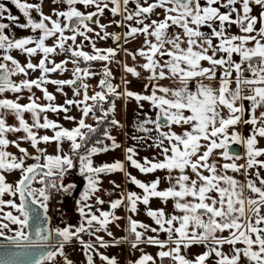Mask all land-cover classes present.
<instances>
[{
    "label": "snow or ice",
    "instance_id": "6c2138e0",
    "mask_svg": "<svg viewBox=\"0 0 264 264\" xmlns=\"http://www.w3.org/2000/svg\"><path fill=\"white\" fill-rule=\"evenodd\" d=\"M11 3L26 18L18 26L39 30V35L12 38L5 33L9 23L0 22V95L16 94L14 99L0 98V237L8 245L0 244V264H74L65 252L73 241L86 264H95L94 254L102 264H120L116 256L100 249L123 244L141 253L129 264H157V258L159 264H210V258L214 264H264V146H260L264 139V0H52L51 14H45L39 2ZM254 6L261 9L258 15L252 14ZM106 10L121 19L101 23ZM2 20L18 22L19 17L0 3ZM112 24L127 30L109 32ZM233 26L238 32L231 31ZM138 36H143L142 46L129 50L126 45ZM50 38L52 45L46 43ZM108 39L116 46H97V40ZM85 41L91 51L84 50ZM13 50L25 54L26 62L14 57ZM121 52L133 62L138 57L142 62L122 63L117 59ZM38 54L41 58L33 63L31 58ZM60 54H66L60 62L51 58ZM92 62L102 63L99 73ZM113 64L144 79V91L131 90L126 76L113 83ZM37 71L38 77L29 78L30 72ZM57 72H71V78L52 79L49 74ZM142 72L148 75L143 77ZM97 75L99 90L89 95L86 81ZM17 76L23 79L17 81ZM164 80L170 84H161ZM49 84L66 97L63 103H55ZM65 86L72 89L71 98ZM33 88L42 93L45 103H40ZM24 91L30 94L22 104ZM129 99L140 109L147 102L155 110L154 118L148 115L136 125L143 135L132 139L156 149L157 155L138 159L137 147L129 146L124 148V160L96 165L95 156L121 148L112 135L113 128L124 127L115 118L116 101ZM73 108L79 110V118L69 114ZM49 112L63 113L73 126L50 119ZM26 113L31 114V123ZM9 115L16 124L8 123ZM89 117L94 123L87 122ZM241 124L251 126L246 137L238 130ZM41 129L51 130L52 135H41ZM10 133L23 135L10 139ZM52 143L54 153L40 146ZM233 144L243 146L244 163H238L241 156ZM218 149L223 162L213 159ZM129 166L145 175L158 171L165 175L145 182L132 175ZM73 169L85 181L75 201L79 222L51 229L49 202L54 192L71 194L76 188L74 183H64ZM229 171L242 174L245 181ZM113 173H123L140 191L122 190L110 181L113 191L106 194L119 191V196L102 199L98 195L102 177ZM10 174L18 178L9 181ZM162 182L167 186L161 188ZM153 199L161 206L153 208ZM170 200L173 213L165 210ZM106 203L108 210L102 208ZM141 204L155 226L128 215L126 235L115 238L110 225L119 227L122 217L117 210L123 207L137 214ZM101 232L112 239L105 240ZM161 233L167 238L160 239ZM85 235L90 239L85 240ZM142 244L159 250L153 256ZM193 246L205 250L190 257L185 250Z\"/></svg>",
    "mask_w": 264,
    "mask_h": 264
},
{
    "label": "crops",
    "instance_id": "0c3cea01",
    "mask_svg": "<svg viewBox=\"0 0 264 264\" xmlns=\"http://www.w3.org/2000/svg\"><path fill=\"white\" fill-rule=\"evenodd\" d=\"M28 2H31V3L39 2V3H41L42 10L45 14H51V9L54 7V5L52 4V0H28ZM0 3H4L6 5V7L10 10L12 15L19 17L18 22H9L6 20L0 21V22H4V23H9V25H10V27L5 30L6 34H8L10 37L16 38V39L24 38L26 36L38 37L39 30H37V32H33L31 29L21 28L18 26L19 24L25 23L26 18L15 7V5H13L11 3V0H0ZM132 7H133V5L130 2L129 8L131 9ZM60 8L63 9L64 5L61 4ZM81 10L91 11L92 9L91 8H89V9L81 8ZM160 11L161 10H159V9L157 10V12H160ZM222 11H223V9H222ZM260 11H261V9L258 6H254L252 14L258 15ZM32 14H33L34 18L38 19L37 13H35L33 11ZM152 18L155 19V18H157V16L154 15V16H152ZM113 19L120 20L121 17L120 16L112 17L111 14L106 10L104 16L100 18V22L108 24ZM107 30L109 32L123 33L127 29L123 28V27H117L116 25L112 24ZM203 30L207 31L206 28ZM170 31H177V29H171ZM231 31L233 33H236V32H238V29L236 26H233L231 28ZM66 34H70V33H66ZM142 41H143V36H138L134 40H130V42L126 45V47H128L129 50L134 51L137 48L142 46ZM122 42L123 41H121V43ZM46 43L48 45H52L53 40L50 38L49 40L46 41ZM98 44H99V47H101V48L115 47L116 46L115 43L111 39L104 40V41L98 40ZM11 54L14 57H16L21 63L26 62V59H27L26 55L19 52L18 50H13ZM41 55L42 54H38V55L32 57L31 59H32L33 63H38L39 59L41 58ZM51 58L54 59L56 62H60L61 60L65 59V57H62L60 55H55ZM117 59H119L122 63H128L129 65H132L133 63L142 62V58H139V57L137 58L136 62H133L131 60V58L126 56L123 52H121L118 55ZM68 67L71 68L72 67L71 64H69ZM111 67H112L113 74L115 77V79L113 80V83H119L120 78L122 76H126V78L129 81H131V83L128 85V87L131 90L136 91V92H143L144 91V87H143L144 83H145L144 79L135 78V77H132L130 74H125L123 72L122 68H120L116 64L111 65ZM92 68L97 73L100 72V67L96 65V62H92ZM39 74H40L39 71L34 72V73L30 72L29 78H36L39 76ZM49 75L52 79H69V78H71V72H65V73L57 72V73H52ZM147 75H148L147 73L142 72L143 77H146ZM100 78H101L100 75H97L96 77L90 78L86 81L89 84V95L93 94L94 91L99 90L98 81ZM15 79L17 81H19L20 79H23V77L17 76V77H15ZM160 83L163 85H169L170 81L164 80V81H160ZM212 83H213V85H215L217 82L213 81ZM47 87H48V90L50 92H52L53 94L56 95L57 99H56L55 103H57V104L63 103V101L66 97L61 95L60 93L56 92V86L49 84V85H47ZM32 91L35 93V95L37 97H41L40 103H45V101L42 99V93L38 89L33 88ZM64 91L67 93V98L72 97V89L71 88L65 86ZM29 94L30 93H28L27 91H24L21 94L23 98L20 100V103H22V104L27 103L28 102L27 96ZM15 96H16V94L8 92V93L0 95V98L7 97V98L14 99ZM143 104H144L143 109H140L134 99H129L128 101H124V100H117L116 101L115 118L120 120V122L124 125V127L123 128H113L112 129V135L116 136L117 141L121 144V148L117 149L115 151H109L107 153H102V154L95 156L94 157V163L96 165H99V164L104 163V162L110 163V162H113L117 159L124 160V148L129 147V146H136L137 147V151L139 153V155L137 157L138 159L143 158V157L152 158L153 156L157 155L156 149L146 147L145 145L140 144L139 142L132 139L133 136L143 135V133H140L136 130V125L138 124L139 121H142L148 115H151L154 118L155 110H153L147 102H143ZM69 114L76 116L77 118H79V116H80V112L76 108H73ZM47 115L49 116L50 119L59 122L60 124H62L65 127L71 128L73 126L72 122L66 121L63 119V116H64L63 113H60L59 115H57V114L49 112V113H47ZM25 119H27L29 121V123H31V114L26 113ZM87 122L88 123H94V121L91 119V117L88 118ZM8 123L9 124H16L17 122L15 121V118L13 116L9 115ZM149 127H152V126L149 125ZM250 127H251L250 125L246 126L244 124H241V125H239L238 130L241 132V134L243 136L246 137L249 134ZM175 130L177 132L181 131L180 128H175ZM230 131H231V129H230ZM39 132L41 135H43V134L52 135L51 130L41 129V130H39ZM20 135H23V133H19V134L10 133L9 138L15 139L17 136H20ZM148 143H151V141L149 140ZM233 145H235V144H233ZM23 146L29 147V145L27 143H24ZM40 146L47 148L49 153L55 152V148H56L55 143H52L49 145L41 144ZM235 146H237L236 147L237 151L241 156V159L238 161V163H244L246 157H245V150H244L243 146H241V145H235ZM260 146H264V139L260 140ZM68 149H69V144L65 143L64 144V150L68 151ZM9 150L12 151L13 153H17V151H18L13 146H10ZM29 151L33 152L34 150L29 147ZM221 151L222 150H220V149L216 150L213 154V159H219V160H221V162H223L222 158L219 156V152H221ZM32 162L33 161H29V163H32ZM128 171L131 172L132 175L137 176L138 179H141L142 181H145V182L151 181L152 179L155 178V176L163 177L165 175L164 172H160V171H158L154 175L153 174L145 175V174L139 173V171L137 169L131 168L130 166L128 167ZM229 174L234 175L237 179L241 180V182L245 181V177L242 174H234V173H231L230 171H229ZM262 175H264V170H262ZM17 178H18V174L8 175L9 181H14ZM102 181H103L102 186H101L102 191L100 193H98V195H100L101 198L105 199L106 201L110 200V199H115L119 196V191L113 193V195H111V196L106 194V193L113 191V186L110 183V181H115L116 183L120 184L122 190L137 191V192L140 191L138 188H136L135 185H132V184L127 182L126 177L124 176L123 173H113V174H109V175H104L102 177ZM64 183L65 184L74 183L76 185V188L71 192V196H68L70 198V200L72 201V207H71V211H70L69 216L63 217L62 215H60L59 213H57L53 210L52 205L50 206L51 212L50 213L48 212V214L51 217V225H52L53 229H55L56 227H63L69 223L77 224L79 222V214L76 211L75 201L79 198V194L83 190V186H84L85 181L78 174V170L73 169L66 175V177L64 179ZM166 186L167 185L162 182L161 188L166 187ZM67 194L68 193H66V195ZM213 195H215V194H213ZM7 198L8 197L6 196L5 199H7ZM49 203L51 204V200ZM151 206L153 208L160 207L161 202L158 199H153L151 201ZM102 208L104 210H108V204L106 203L105 205L102 206ZM165 210L168 213H173L175 211L173 209V204H172L171 200L168 202ZM176 214H179V213H176ZM117 215L122 217V219L117 222L119 224V227H117L115 224L110 225V229L113 232L115 238H119L121 236L126 235V233L123 231V229L127 224V216L128 215H133L134 219H137V220L144 222V223H148L151 226H155V224L151 220V218L146 216L145 206H143L142 204L139 205V210H138L137 214H131L127 211L126 208L122 207V208L117 210ZM99 235H103L105 240L110 241L112 239V238H109L106 235V233H103V232L99 233ZM148 235H152V233L149 232ZM225 235H227V233H225ZM166 238H167V236L165 233L160 234V239L163 240ZM84 239L89 240L90 237L85 235ZM140 247L143 248V250L145 252L152 254L153 256H155L157 251L159 250L155 246H147V245H143V244ZM228 248H229V246L226 245L224 247V251L227 252ZM204 250L205 249L203 246H193L190 249H187L185 251L191 257V256H194L195 254L202 253ZM100 251L104 254L109 255V256H113V255L116 256L118 258V260L120 261V264H129V261L135 260L141 254L139 250H132L128 244H123V245L116 246V247L101 248ZM65 252L69 256V258L74 261V264H86V257L82 254V250H81V248L77 242L73 241L72 245L66 246ZM59 259H62V258H58V260ZM94 260H95V264H102L99 257L96 256L95 254H94ZM157 264H159L158 258H157ZM210 264H214L213 258H210Z\"/></svg>",
    "mask_w": 264,
    "mask_h": 264
},
{
    "label": "built area",
    "instance_id": "2783aa9c",
    "mask_svg": "<svg viewBox=\"0 0 264 264\" xmlns=\"http://www.w3.org/2000/svg\"><path fill=\"white\" fill-rule=\"evenodd\" d=\"M51 205L55 212L59 213L63 217H68L72 207V201L63 192H54L51 198Z\"/></svg>",
    "mask_w": 264,
    "mask_h": 264
},
{
    "label": "rangeland",
    "instance_id": "374dc122",
    "mask_svg": "<svg viewBox=\"0 0 264 264\" xmlns=\"http://www.w3.org/2000/svg\"><path fill=\"white\" fill-rule=\"evenodd\" d=\"M93 27H96L95 25H92ZM89 35H93V34H89ZM82 38L81 37H78L77 38V42H79L80 40H81ZM70 43V42H69ZM97 46L99 47V44H98V40H97ZM84 50H86V51H91V48H90V46L88 45V42L87 41H85V48H84ZM60 56H62V57H66V54H60ZM96 65L97 66H99L100 67V71H101V68H102V63L101 62H96ZM34 186H36V187H39V185H34ZM67 196H71V194H67ZM17 202H18V198H17ZM51 204L49 203V210H48V212L50 213L51 212ZM7 210V209H6ZM14 227V226H13ZM10 234V233H9Z\"/></svg>",
    "mask_w": 264,
    "mask_h": 264
},
{
    "label": "water",
    "instance_id": "95a60500",
    "mask_svg": "<svg viewBox=\"0 0 264 264\" xmlns=\"http://www.w3.org/2000/svg\"><path fill=\"white\" fill-rule=\"evenodd\" d=\"M232 147L233 148H236L237 146H235V145H232ZM240 148V147H239ZM237 149V148H236ZM242 152V151H241ZM38 207V206H37ZM39 211L41 212V215L43 216V210L42 209H39ZM47 216H48V220H47V226L49 227V228H51V229H53L52 228V225H51V217H50V215L47 213ZM30 230V229H29ZM54 242V241H53ZM0 244H2V245H4V246H8L7 245V241L6 240H4V238H2V237H0Z\"/></svg>",
    "mask_w": 264,
    "mask_h": 264
},
{
    "label": "trees",
    "instance_id": "16d2710c",
    "mask_svg": "<svg viewBox=\"0 0 264 264\" xmlns=\"http://www.w3.org/2000/svg\"><path fill=\"white\" fill-rule=\"evenodd\" d=\"M105 107H108V105H107V104H105Z\"/></svg>",
    "mask_w": 264,
    "mask_h": 264
}]
</instances>
